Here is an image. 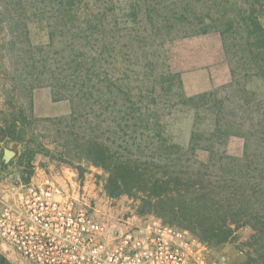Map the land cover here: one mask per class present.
<instances>
[{"label":"trees","instance_id":"trees-1","mask_svg":"<svg viewBox=\"0 0 264 264\" xmlns=\"http://www.w3.org/2000/svg\"><path fill=\"white\" fill-rule=\"evenodd\" d=\"M71 1L66 4L70 7L65 6V11L61 12L64 16L69 14V17L46 18L47 40L37 46L28 36L36 17H22L25 11L22 0H0L1 16H7L1 17L0 23L13 32L11 46H19L14 38H20L24 40L22 47L47 48L50 56L59 54L64 64L74 67V77L70 80L78 79L82 95H87L80 100L84 101L79 103L81 110L94 111L97 108L103 112L102 115L113 114L119 119V122H111L112 137L100 139L89 136L82 139L80 146L84 154L81 156L90 165L106 171L110 166L112 169L127 168L131 179L110 181L108 195L115 197L123 192L130 194L133 190L142 192L138 214H155L163 219L164 224L189 231L211 249V245L217 247L230 242L235 231L233 226L238 229L247 224L241 218H246L248 210H254L253 220L261 223L263 217L259 213L264 211V203L259 196H262L264 187V109L248 101L246 96L251 93L257 102L264 100V0H130L127 9L133 17L135 35L129 45H125L129 50H124L122 59H119L120 52L113 44L110 46L104 36V17H75L77 10H73ZM49 10H54V7H49ZM96 10V15H101L99 9ZM59 11L57 9L56 13ZM97 29L101 30L100 33L96 32ZM56 31H63L68 40L65 38L63 45L53 50ZM172 32L184 33V37L218 33L228 60L230 82L218 90L187 96L180 74L165 66L163 56L151 52L149 47V41L154 37ZM138 36L146 41L141 49L148 58L141 57L139 47L134 48ZM112 57L116 61L130 63L134 68L139 62H143L145 67L155 64L157 68L159 63L158 79L144 83V91L147 86L151 87L145 93L133 94L135 88L130 81L126 83L117 78L114 82L108 78L104 66ZM130 72L138 76L137 72ZM241 72L245 78H254V87H240ZM92 78L94 83L85 85L84 79L91 82ZM103 82H110L107 89L110 88L112 96L101 90ZM258 89H261V95ZM30 94L31 89L27 94L28 111L31 112ZM76 112L78 110H74L73 105L72 118ZM180 112L193 117L186 146L179 143L163 119L165 115ZM201 115L209 117L208 130L198 129ZM24 121L26 118L22 113L7 119L0 128L1 139L26 144L24 129L17 127ZM101 123H96L97 130L104 126L109 131ZM251 132L253 134L249 138L247 134ZM235 136L245 138L240 156L226 150V143ZM253 143L256 148L252 150L250 146ZM114 144L124 149L135 148L137 152L151 146L158 164L150 167L129 158L123 160L110 150ZM197 150L205 155L210 168L213 164L216 166L219 177L214 182L216 193L206 191L211 183L206 186L205 180L210 174L200 169L206 164L200 163L195 168L189 163L190 154ZM27 154L30 155L31 150ZM27 158L31 163L33 154ZM31 174L32 170L25 173L23 182L28 183ZM239 222L244 223L239 226ZM253 256L243 255L235 264H264V248Z\"/></svg>","mask_w":264,"mask_h":264},{"label":"rangeland","instance_id":"rangeland-1","mask_svg":"<svg viewBox=\"0 0 264 264\" xmlns=\"http://www.w3.org/2000/svg\"><path fill=\"white\" fill-rule=\"evenodd\" d=\"M129 1L73 0L74 5L72 8L77 10L75 17H104L102 23L104 29L102 31L105 33L104 36L108 39L109 45L112 46L113 44V47L120 52L119 59L123 58L121 55L124 50H129L126 46L129 45L128 42L135 35L133 30L135 26L132 23L133 17L127 9ZM22 2L25 4L24 16L22 17H36L33 19L34 23L31 24L28 36L33 44L37 46L47 40L46 18L69 17V14L64 16L61 12L65 11V6L69 8L70 5L66 4L72 1L22 0ZM47 3H49V6ZM49 7H54V10H49ZM57 9L60 10L59 13H56ZM96 9H99L101 15H96ZM32 12H35V15ZM1 17L7 16H1L0 8V19ZM99 31L101 30H96L100 33ZM56 32L57 36L54 39L53 50L63 45L62 42L68 36L63 31ZM161 35L149 41L151 52L161 54L164 65H168L172 72L180 74L183 90L187 96L218 90L230 82L228 60L222 49L218 33L213 32L193 37H184L186 34L181 32ZM13 37V32L7 28L5 29L3 24L0 23V128L14 114L22 113L26 118V122L17 124V127L24 129L26 144L9 143L8 140L0 137V198L9 197L18 186L30 183L37 176L49 174L60 179L64 172L71 170L77 174L83 185L85 202L96 218L117 222L130 215H135L144 218L153 217L164 223L163 219L155 214H138L142 206V192L133 190L130 194L123 192V194L115 197L108 195L107 186L110 181L113 179L121 180L122 178L131 179L127 174V168L124 169L121 166L112 169L110 166L106 171L88 164L85 158L82 157L84 156L80 150L82 139L89 136H96L100 139L112 137L113 124L111 122L115 120L119 122V119L113 114L106 113L102 115L103 112L97 108L94 111L87 108L81 110L79 103L84 101L80 100L87 95H82L78 79L70 80L74 77V67L69 68L67 64H64L59 54L55 55L53 53L50 56L48 54L50 50L47 48L22 47L24 40L20 38L18 40L14 38L19 46H11L10 43H12ZM145 43L146 41H142V37L138 36L134 44V48L138 49L139 47V54L142 58H148L145 51L143 52L141 49L142 46L145 47ZM146 50H149V48ZM147 67L143 66V62H139L135 64L134 68L130 63L126 64L122 60L116 61L113 57L104 66L110 80L112 78L114 81L119 78L126 83L130 81L131 86L135 88V92L132 91L133 94L145 93L150 86H147L144 91V83H152L155 78L158 79L156 75L159 74L160 64L158 63V68L155 64L152 67ZM130 71L137 72L138 76ZM81 73H84V71L82 70ZM242 74L241 72L240 87H243V85L244 87L253 86L254 78H245ZM110 82H103L100 87L107 95L112 96L113 93L110 88L107 89ZM84 83L90 86L91 83H94V78L91 82L84 79ZM121 86H123L122 83ZM30 89L31 112L28 111L29 100L27 96ZM90 91L93 92V90ZM257 92L259 95L262 94L261 89H258ZM246 97L248 101L255 102L254 104H258V107L264 109V100L257 102V99L251 93ZM73 105L74 110H78V112L72 118ZM173 111L174 109H172ZM163 119L173 134L178 137L179 143L186 146L193 124L191 114L184 112L172 113L171 116L165 115ZM102 120H104V123H101ZM97 122L102 125L105 124L109 131H106L104 126L97 130ZM198 125V129L208 130V115H201V119H198ZM91 127L96 130H92ZM252 134L253 132L248 133L247 136L251 138ZM244 139L242 136L232 137L225 145L227 152L240 156ZM255 146L253 143L250 148L253 150V148H256ZM5 149L15 152V155L7 163L2 160ZM134 149L120 148L117 144L110 147V150L115 152L114 154L117 156L122 157L123 160L129 158L136 160L138 164H147L150 167H154L153 164H158L151 146L138 152ZM29 150L33 154L31 163L27 161V157L31 156V154H27ZM199 154L198 150L194 154L191 153L189 163L194 164V167H198L200 163L206 164V167L200 166L202 171L206 170L210 174L205 180L206 186H208V182L211 183L206 191L212 192L211 194L216 193L214 191L216 183L214 182L219 178L216 174V166L213 164L210 168L205 155ZM31 170L32 174L29 182H23L22 177ZM262 189V196L259 197L263 199L261 201L264 203V187ZM253 211L248 210L246 218H241L242 221H246L245 226H241L244 222L238 223L241 226L238 229H236V225L233 226L235 231H233L229 243L217 247L211 245L215 257L223 258L227 264H235L241 261L243 255L252 254V257H254V253H258L264 248V211L259 213L263 217L261 221L263 224L253 220L255 216V211ZM175 224L177 225V223ZM0 264L29 263L0 240Z\"/></svg>","mask_w":264,"mask_h":264},{"label":"built area","instance_id":"built-area-1","mask_svg":"<svg viewBox=\"0 0 264 264\" xmlns=\"http://www.w3.org/2000/svg\"><path fill=\"white\" fill-rule=\"evenodd\" d=\"M74 171L43 174L0 198V240L29 264H227L189 231L90 212Z\"/></svg>","mask_w":264,"mask_h":264},{"label":"water","instance_id":"water-1","mask_svg":"<svg viewBox=\"0 0 264 264\" xmlns=\"http://www.w3.org/2000/svg\"><path fill=\"white\" fill-rule=\"evenodd\" d=\"M14 155H15L14 151L5 149L3 151V156H2L3 162L7 163Z\"/></svg>","mask_w":264,"mask_h":264}]
</instances>
